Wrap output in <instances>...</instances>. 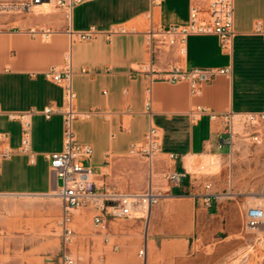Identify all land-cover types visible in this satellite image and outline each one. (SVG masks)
Returning a JSON list of instances; mask_svg holds the SVG:
<instances>
[{"label":"crops","instance_id":"crops-1","mask_svg":"<svg viewBox=\"0 0 264 264\" xmlns=\"http://www.w3.org/2000/svg\"><path fill=\"white\" fill-rule=\"evenodd\" d=\"M57 1L41 3L30 13L0 12V132L7 134L1 145L14 149L0 166V229L28 235L22 237L37 243L35 250L48 244L60 250L62 202L50 194L54 175L49 155L63 148V117L47 118L41 111L64 105L62 85L45 73L69 61L76 109L92 111L76 118L73 126L78 142L93 148L82 161L93 167L100 188L134 193L151 184L162 194L147 217L110 218L107 228L131 231L126 252L111 254L107 261L95 256L85 264H178L190 251L215 264L217 231H227L223 241L234 238L233 212L244 215L253 205H248L249 196H242L215 199L210 208L199 195L264 189V173L232 166L228 174L225 166L227 156L237 150L264 147V138L256 144L239 137L232 148L220 142L225 114L264 110V0H234L231 47H224L216 34H191L184 45L150 39L151 31L188 24L192 0H86L71 11ZM196 4L207 18L208 1ZM68 27L77 32L94 27L98 33L80 40L70 36ZM31 28L52 32L33 35ZM173 64L183 69L231 67L232 72L201 84L193 93L187 82L157 79ZM200 108L205 110L193 116ZM30 109L35 113L26 153L18 150L22 124L8 114ZM152 126L160 132L161 151L149 161L133 150ZM234 155L240 162L246 154ZM176 170L187 172L179 185L166 178ZM94 214L89 207L76 211L72 226L85 231ZM139 220L146 227L142 237ZM140 245L147 246L145 258L137 252Z\"/></svg>","mask_w":264,"mask_h":264},{"label":"built area","instance_id":"built-area-1","mask_svg":"<svg viewBox=\"0 0 264 264\" xmlns=\"http://www.w3.org/2000/svg\"><path fill=\"white\" fill-rule=\"evenodd\" d=\"M49 0H25L21 2H0V12L3 13H30L39 4ZM86 0H58V5L65 7L68 11ZM158 0H153L156 2ZM190 9V20L186 25H175L167 29L151 31L150 39L160 38L161 45H184L187 37L191 34H216L224 47H231L234 36V0H205L208 1V17H202V9L196 4L199 0H192ZM52 31L48 28H31L30 33L36 35L41 33L48 36ZM67 32L72 38L87 40L98 31L92 27L86 31H74L68 27ZM184 47L182 48V50ZM231 67L222 68H191L183 69L175 64L163 71L159 80L170 83L187 82L192 92L196 93L203 83L213 81L219 75H230ZM46 76L62 85L64 89V105L62 107L46 106L41 113L47 118L54 114H61L63 117V148L60 151L49 155L50 170L54 175V188L50 193L59 198L62 202V215L59 222L61 251L60 264H77V260L68 250V244L74 237L72 227L73 217L76 211L83 208H92L95 211L93 220L97 227L107 228L111 217L144 218L149 215L151 207L162 196L156 192L150 184L143 192L127 193L114 187L100 188L92 166L85 165L83 157H90L93 148L88 144L78 142L74 130V120L81 115H89L92 111L82 113L76 109V93L72 82V69L68 61L62 69L52 67L46 71ZM151 93V86L147 88ZM147 108L151 110V98L147 101ZM205 109L193 111V116L203 112ZM33 109L26 111H11L9 117L17 119L22 124V144L18 148L21 152L30 153L32 136ZM212 117H216L215 114ZM226 127L225 135L220 138L221 145L232 148L240 137L249 139L253 143L261 144L264 138V110L250 113L230 112L224 115ZM7 139V134L0 132V166L3 161L14 154V149L1 144ZM161 151L160 132L157 127L152 126L146 133L141 146L133 152L145 156L152 161L154 156ZM187 177L186 171H172L166 174L171 184L179 185ZM211 188L210 184L206 185ZM222 193H205L199 195L207 207H213L214 200L222 198ZM264 223V207L251 206L245 214V225L247 228H258ZM147 246L143 245L139 255L146 257Z\"/></svg>","mask_w":264,"mask_h":264},{"label":"rangeland","instance_id":"rangeland-1","mask_svg":"<svg viewBox=\"0 0 264 264\" xmlns=\"http://www.w3.org/2000/svg\"><path fill=\"white\" fill-rule=\"evenodd\" d=\"M249 151L244 152V161L236 162V152L240 155L244 154L243 149L237 150L233 155H228L225 166L228 174L231 167L238 166L239 169L245 170L252 168L261 173H264V147L249 145ZM233 156V158L231 157ZM218 164L219 159H215ZM244 190L242 194H234L231 191H224L222 199H236L239 200L242 196H249L250 204L253 206L264 207V189ZM235 196V197H233ZM251 196V197H250ZM213 213V211H211ZM235 217V218H234ZM132 218L137 219V216ZM140 223L139 236L142 237L146 232L144 220L138 221ZM232 226L237 233L232 239L222 240L227 236V231L218 230L216 233V263L215 264H264V223L258 228H247L245 225V213L242 214L241 210L233 212V219L231 220ZM74 237L68 244V250L72 253L77 260V264H85L86 262L95 260L107 261L109 256L114 253L126 252L131 246V231L115 232L111 228L97 227L92 222L88 223L85 231H80L79 227L74 228ZM127 228V227H124ZM24 233H11L5 231L2 227L0 229V264H58L59 252L61 247L54 248L47 246L43 250H35L37 243L26 240L23 238ZM119 236H125L120 239ZM108 238V239H107ZM118 245L119 248L115 249L114 246ZM34 248V249H33ZM131 248V247H130ZM141 245L138 247L137 252L140 250ZM39 260L36 262V258ZM54 262V263H52ZM178 264H208L207 257L195 256L192 251L184 258L178 261Z\"/></svg>","mask_w":264,"mask_h":264},{"label":"bare ground","instance_id":"bare-ground-1","mask_svg":"<svg viewBox=\"0 0 264 264\" xmlns=\"http://www.w3.org/2000/svg\"><path fill=\"white\" fill-rule=\"evenodd\" d=\"M48 4V3H47ZM44 6V5H43ZM43 8V7H42Z\"/></svg>","mask_w":264,"mask_h":264}]
</instances>
